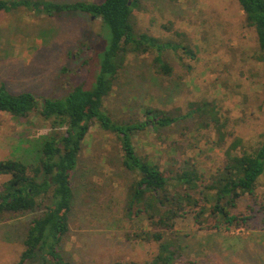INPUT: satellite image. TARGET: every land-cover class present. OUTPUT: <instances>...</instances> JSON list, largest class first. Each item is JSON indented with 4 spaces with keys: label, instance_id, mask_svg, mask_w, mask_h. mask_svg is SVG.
Listing matches in <instances>:
<instances>
[{
    "label": "rangeland",
    "instance_id": "374dc122",
    "mask_svg": "<svg viewBox=\"0 0 264 264\" xmlns=\"http://www.w3.org/2000/svg\"><path fill=\"white\" fill-rule=\"evenodd\" d=\"M57 3L103 0H47ZM137 32L161 41L179 43L162 52L170 75L157 71L152 52L126 55L123 68L103 100L113 120L145 118L143 109L157 108L175 122L163 128L138 131L133 143L140 155L157 160L174 174L181 161L195 165L207 180L235 139L240 149L260 146L264 132V50L256 33L245 25L237 0H138L133 10ZM109 28L81 12L47 15L20 7L0 10V82L13 92L32 91L42 102L63 97L74 85L93 86L109 47ZM204 107L203 116L194 107ZM215 112L224 135L218 142L210 114ZM209 121L208 126L202 125ZM51 124L38 113L27 118L0 111V160L34 162L36 140ZM120 145L113 133L90 123L72 174L74 199L69 231L59 244L63 257L74 264H128L150 261L154 242L136 235L149 230L144 216L128 217L123 210L135 175L120 166ZM0 175V187L8 179ZM255 193L264 203V172ZM247 195L238 209L251 216L247 225L217 231L197 224L187 213L170 234L178 257L169 264H264V219ZM0 214V264H16L24 249L29 222L45 210ZM248 205L253 209H248Z\"/></svg>",
    "mask_w": 264,
    "mask_h": 264
},
{
    "label": "trees",
    "instance_id": "16d2710c",
    "mask_svg": "<svg viewBox=\"0 0 264 264\" xmlns=\"http://www.w3.org/2000/svg\"><path fill=\"white\" fill-rule=\"evenodd\" d=\"M138 0H103L99 3L75 1L57 3L47 0H0V10L27 8L38 13L58 16L81 11L99 18L110 31L109 47L101 63L100 73L93 86L74 85L63 97H49L42 102L32 91L13 93L0 82V111L20 119L38 113L49 121L51 129L36 140L34 162L18 157L0 160V175H8L0 187V214L34 211L44 201L45 210L28 224L23 239L24 249L16 264H74L63 257L59 244L69 231V212L74 191L72 174L77 156L90 123L97 121L100 128L117 137L120 145V166L135 175L129 184L123 210L132 217L144 216L149 230L136 235L158 245L157 254L150 260L128 264H169L178 257V248L170 234L175 222L187 213L197 224L207 223L217 231L247 225L251 216L238 209V201L247 195L264 219V203L255 193L258 178L264 172V132L260 146L251 151L240 149L235 138L225 148L224 156L215 172L205 180L193 163L181 161L174 174L170 167L140 155L133 143L135 134L150 126L163 128L176 118L157 108L143 109L145 118L133 122L113 120L104 111L103 100L112 90L114 79L123 68L126 55L152 52L153 65L158 72L170 75L172 67L162 52L181 47L179 43L161 41L145 32H137L133 10ZM245 25L253 28L258 47L264 50V0H237ZM203 116L204 107H195L188 114ZM213 113V112H212ZM211 121L218 131V142H223L215 112ZM202 125L208 126L209 121ZM248 209L253 207L248 205Z\"/></svg>",
    "mask_w": 264,
    "mask_h": 264
}]
</instances>
